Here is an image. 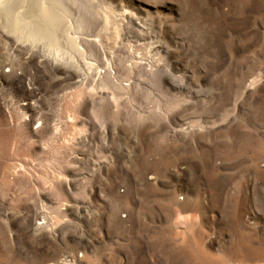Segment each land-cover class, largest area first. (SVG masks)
<instances>
[{"label": "rangeland", "instance_id": "374dc122", "mask_svg": "<svg viewBox=\"0 0 264 264\" xmlns=\"http://www.w3.org/2000/svg\"><path fill=\"white\" fill-rule=\"evenodd\" d=\"M26 6L64 60L0 24V103L43 118L0 127V264H264V0Z\"/></svg>", "mask_w": 264, "mask_h": 264}, {"label": "bare ground", "instance_id": "6f19581e", "mask_svg": "<svg viewBox=\"0 0 264 264\" xmlns=\"http://www.w3.org/2000/svg\"><path fill=\"white\" fill-rule=\"evenodd\" d=\"M28 1H30V0H0V18L2 20L0 22V24L3 25L2 27L4 28V30H7L13 34V36H14L13 40H11L10 42L14 47L17 46L18 42H19V44H20V42H24L25 45H27L29 47V49L34 48L33 50H35V47L37 49L38 48L37 45H39V43H42L44 47L46 46V49L41 48L40 51L43 52V50L44 51L48 50V53L46 54L45 57H49L51 59L52 63H54V64L61 63L58 61L64 60V52H60L59 50H60L61 46L64 47V36L61 37V39L54 38L51 41H44L45 38L43 39V37H41V35L40 36H34V30H33L34 27L33 26H35V24H36L35 16L34 15L32 16V14H31V16L25 15V13H27V12H25V10H26V7H27L26 4L28 3ZM43 9H45V8H43ZM12 12H14V13H12ZM42 14H43L44 18L46 20H48V24H50L51 22L49 20H51V18H52V17H50L51 16L50 10L47 13L44 12V10H43ZM42 14L40 16H42ZM17 15L20 16L21 18H23L24 20H22ZM27 18H29V20H26ZM37 18H39V16ZM44 18H42L43 22L40 23V25H42L44 23V26H43L44 31L41 29L43 32L46 31L45 26L47 25V22L44 20ZM69 24L70 23H68V25ZM73 29L74 28L72 27L71 31L75 32ZM76 41L79 42V41H81V39L78 38V39H76ZM60 42H62V43H60ZM21 44H23V43H21ZM79 44L80 43H78V45ZM99 47H100V45H99ZM55 48L57 51H54ZM104 63H105V70L107 71V73H111V70H110L111 67L107 64L106 61H104ZM40 96H41V94L37 92V88L36 89L33 88V91H31L29 93V99L33 100V101H31L32 103L29 104V102L23 101V103L18 104L19 111L22 114L21 118H18L17 115L16 116L13 115L11 110H9L10 109L9 107L10 106L12 107V105H10V106L6 105V104L3 105L2 103H0V127L3 126V127H6L7 129H10L13 126L16 127V126H20V124H22V123H25L27 125L31 124L32 127L35 129V128H37L36 126L39 124V122L41 125V123L43 122V118L41 116V113L38 112V106L40 104L39 101L41 99ZM26 110H29V112L25 113ZM17 114H19V113H17ZM39 127L40 126H38V128ZM44 128L48 129V125L47 124H46V126L44 125ZM4 175H5L4 171L0 170V176H4Z\"/></svg>", "mask_w": 264, "mask_h": 264}]
</instances>
